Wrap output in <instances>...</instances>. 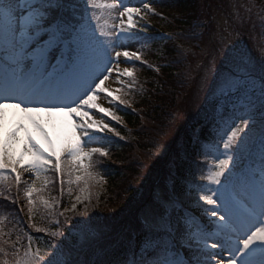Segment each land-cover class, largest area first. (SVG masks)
I'll use <instances>...</instances> for the list:
<instances>
[{"label":"snow or ice","instance_id":"snow-or-ice-1","mask_svg":"<svg viewBox=\"0 0 264 264\" xmlns=\"http://www.w3.org/2000/svg\"><path fill=\"white\" fill-rule=\"evenodd\" d=\"M82 3L0 0V199L11 205L23 201L19 213L27 217V227L46 237L37 246L19 227L18 213L0 210V264H264V43L250 48L238 31L255 18L264 33V3L234 5L244 8L234 26L222 31L218 26L202 49L207 63L198 65V84L204 104L228 111L213 161L198 176L205 182L197 193L209 206L203 209L208 219L186 216L178 225L172 218L175 202L158 201L157 208L144 209L139 242L133 237L118 253L98 249L87 260L85 244L99 235L95 218L71 221L89 216L93 199L99 201L94 189L107 183L96 158H109L110 150L95 145L103 144L107 133L125 139L94 118L93 110L122 123L98 102L101 93L110 104L132 108L126 97L143 85L135 64H121L139 61L152 68L141 49L171 37L148 35L147 17L156 14L148 0L142 6L125 0ZM233 34L236 40L229 42ZM110 78L120 87H106ZM58 119L70 135L52 138L46 131ZM247 159L254 166H246ZM57 179L60 195L52 196ZM65 185L69 203L61 210ZM37 216L55 228L37 226Z\"/></svg>","mask_w":264,"mask_h":264},{"label":"trees","instance_id":"trees-1","mask_svg":"<svg viewBox=\"0 0 264 264\" xmlns=\"http://www.w3.org/2000/svg\"><path fill=\"white\" fill-rule=\"evenodd\" d=\"M252 3L261 4L264 0L154 1L152 8L156 14L149 13L147 17L148 35L171 38L155 39L148 46L143 57L152 68L136 64V76L143 89L126 97L131 100L132 108L119 105L115 109L122 123L116 122L114 128L125 139L109 133L103 145L110 150V157L96 158L102 161L97 171L107 183L102 189H94L99 192V201L93 199L89 216L71 221L76 224L79 220L95 218L93 227L107 230L103 236L85 244L86 260L98 249L112 248L118 253L133 237L139 242L143 228L141 214L147 205L158 207V201L175 202L172 218L178 225L183 224L187 209L208 219L203 214L206 205L197 196V185L204 183L198 176L207 170L206 149L219 141L222 118L227 117L228 111L225 109L221 114L217 111L219 105L205 106L204 94L199 91L201 69L198 65L207 63L202 49L208 47L210 34L218 31L219 18H225L234 26L237 12H244L243 7L234 8V5ZM80 5L83 7L82 0ZM253 23H256L255 30ZM238 31L250 48L264 43V33L255 18L253 22L244 23ZM254 163L252 159L244 161L246 166H254ZM48 175L55 176L54 173ZM25 179H29V174H25ZM50 193L60 195L58 179L50 186ZM68 203L65 185L61 210ZM21 204L23 201L11 205L0 199V210L5 215L8 209L18 213L19 227L36 239H46L44 233L27 227V217L19 213ZM33 222L40 227L55 228L47 217L37 216ZM128 227L131 230H127ZM65 230L67 232V227Z\"/></svg>","mask_w":264,"mask_h":264},{"label":"rangeland","instance_id":"rangeland-1","mask_svg":"<svg viewBox=\"0 0 264 264\" xmlns=\"http://www.w3.org/2000/svg\"><path fill=\"white\" fill-rule=\"evenodd\" d=\"M107 2H111V0H107ZM142 2H143V0H125V3H130L131 5H135V6H142ZM148 2H149L150 4H152L153 0H148ZM97 11H99V10H97ZM114 15H115V13H114ZM125 19H126V18H125ZM136 19L139 20V18H136ZM225 21H226L225 18H223V17H220V18H219V24H218V26H219V30L222 31V30H223L224 28H226V27L229 28V30H231L232 26L229 24V22L225 23ZM102 22H103V21H102ZM225 35L227 36L226 33H225ZM227 39H228L229 42H232L233 40H236V36H235V34H233L232 36H228ZM240 39H241V38H240ZM139 47H140V46L137 44V45L132 46V47L130 48V50H136V49L139 48ZM146 49H147L146 47H144L143 49H141L143 55L146 53ZM121 59L123 60L124 58L122 57ZM135 62H136V61H133V62H127V63H122V64H121V67H126V66H128V64H135ZM193 73H196V72L194 71ZM113 77H115V73H113ZM124 79L127 80L126 77H125ZM105 86H106V87H109V88H111V89H117V88L120 87V84L115 83V82H114V79H113V78H110V79L106 82V85H105ZM117 95H119V93H117ZM109 99H110V98L107 97L106 94L101 93V99H100L98 102H99L103 107L110 108V109H112V110L114 111V106H115L116 102H113L112 104H110V103H108V100H109ZM93 115H94V118H96V119H98V120H99V119H103L104 122L106 123V120H105V119H107V117H104L103 114H100V113L96 112L95 110H93ZM46 131L49 132V134H50V136H51L52 138H55V137L58 136V135H59V136H63V135H65V134L70 135V132H67V130L64 129V128L61 126V123H60V120H59V119H58L57 122H56V127H55V128H53L51 125H49V126L46 127ZM34 135L37 137V139L40 138V137H39V133H34ZM98 135H100V134H98ZM41 142H42V141H41ZM95 146H101V145L98 144V145H95ZM208 154H209V153H208ZM214 156H215V151H214V149H213L212 152L208 155V158H209L210 163H212ZM147 206H148V205H147ZM147 206H146V207H147ZM150 206H152L153 208H156L155 205L150 204ZM141 217H142V220H143V218H144V213L141 214ZM96 230L99 232V235H98L97 237H101V236H103L105 233H107V230H106V229H103L102 227H97ZM127 230H131V228L128 227ZM44 240H45V239H36V244H37V246L42 245L43 242H44ZM76 240H77V238H76V237H73V242H74V243L76 242ZM94 240H95L94 238H93V239L90 238V239L88 240V242H86V244H89V243L93 242Z\"/></svg>","mask_w":264,"mask_h":264}]
</instances>
